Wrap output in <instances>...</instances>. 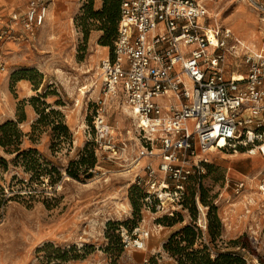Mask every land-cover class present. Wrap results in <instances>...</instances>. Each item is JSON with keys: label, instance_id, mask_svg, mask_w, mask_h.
<instances>
[{"label": "rangeland", "instance_id": "obj_1", "mask_svg": "<svg viewBox=\"0 0 264 264\" xmlns=\"http://www.w3.org/2000/svg\"><path fill=\"white\" fill-rule=\"evenodd\" d=\"M28 1L0 0V33L10 36L0 44V125L23 118L17 129L34 141L25 137L20 147L35 148L45 170L39 180L30 179L13 165V155L0 148L7 162V170L0 172V264H151V259L175 264L162 245L172 233L195 223L205 230L193 250L205 246L211 259L230 252L245 264H264V194L258 188L264 159L241 151L212 153L204 173L188 182L174 217L145 211L132 177L121 174L118 162L97 152L94 144L97 65L113 39L100 44L105 36L101 22L88 18L86 10L100 11L102 0H50L43 24L26 37L10 18L22 16ZM201 1L208 12L204 26L229 29L244 46L264 48L263 12L246 0ZM229 67L245 71L241 59H230ZM43 107L45 115L53 110L62 117L49 114L37 125L35 108ZM104 109L114 141L135 142L134 124L122 100L108 99ZM61 123L66 134L52 129ZM53 135L68 136L55 140ZM86 145L95 158L90 177L73 179L65 171L79 161ZM83 157L88 160L87 154ZM84 167L78 166L79 171ZM52 168L59 171L58 179ZM238 181L244 187L235 193ZM137 228L148 232L144 249H123L121 232L136 237Z\"/></svg>", "mask_w": 264, "mask_h": 264}, {"label": "built area", "instance_id": "obj_2", "mask_svg": "<svg viewBox=\"0 0 264 264\" xmlns=\"http://www.w3.org/2000/svg\"><path fill=\"white\" fill-rule=\"evenodd\" d=\"M48 1L29 0L11 22L32 37ZM246 1L264 13L262 2ZM207 15L201 0H121L112 50L97 65L96 151L130 173L148 213L171 216L212 153L264 159V48L243 46L229 29L204 26ZM5 38L8 31L0 33V44ZM230 59H241L245 71L230 68ZM111 98L122 100L136 143L114 141L104 109ZM259 177L264 194V174ZM243 187V181L233 185L235 193ZM135 234L121 232L123 249H144L148 232Z\"/></svg>", "mask_w": 264, "mask_h": 264}, {"label": "trees", "instance_id": "obj_3", "mask_svg": "<svg viewBox=\"0 0 264 264\" xmlns=\"http://www.w3.org/2000/svg\"><path fill=\"white\" fill-rule=\"evenodd\" d=\"M121 0H102V7L100 11L91 12V9L87 8L86 13H88V18H93L98 22H101V27L99 28L105 34L101 37L100 44L103 46L109 45V41L105 39L112 38V44L108 52L112 50L113 41L116 38L117 26L119 21V5ZM92 0H89L91 4ZM106 37V38H104ZM35 101L34 99H32ZM32 102V101H31ZM34 106V104H33ZM47 107H43L42 110L35 111L38 115V120L35 122L37 125H42L44 120L49 114H54L62 117L57 111L50 110L47 115L44 114V110ZM23 118H19L17 122L8 121L0 125V148L4 153L8 155H13L12 163L16 167H20L23 172L30 174V179L33 177L36 181L39 180L41 175L44 173L45 168L42 167L41 155L35 148L21 149L20 145L22 140L27 137L30 141H34L32 135L22 133L17 129V123H21ZM45 125V123L43 124ZM55 131H59L63 134L67 133L66 127L63 123L60 125L53 126L52 128ZM55 140L59 139L60 136L68 135H53ZM89 146L86 145L82 149L81 157L78 162L70 163L69 168L66 169L65 173L67 176L78 179L80 175H83L84 178H89V170L93 167L95 163V158L93 156V151L88 149ZM84 154L88 155V160L84 158ZM84 165V169L79 171L78 166ZM75 166V167H74ZM73 167V168H72ZM7 170L6 160L0 156V172ZM51 172L56 176V179L59 177V171L55 168L51 169ZM191 177L189 181L192 179ZM54 180V182L56 181ZM30 181V180H29ZM188 181V182H189ZM188 184V183H187ZM138 189L134 185V189ZM139 190V189H138ZM140 191V190H139ZM141 192V191H140ZM186 195V194H185ZM143 193L141 192V199ZM185 199V196H184ZM183 199V201H184ZM182 201V202H183ZM176 212V211H175ZM173 213L171 216L163 215L165 217L172 218L176 213ZM215 219V218H214ZM168 220L164 218V221ZM163 221V222H164ZM172 221V219H169ZM205 230V226L201 227L195 223L192 227L186 225L180 230L172 233L167 240L162 245V250L167 257L174 259L175 264H245L244 260L237 254L230 252L218 253L214 259L210 258V254L207 251V248L203 246L201 250H193L195 240H200V233ZM209 236L213 238V234L210 233ZM120 245L121 237H120ZM123 248V247H122ZM151 264H157L152 259L150 260Z\"/></svg>", "mask_w": 264, "mask_h": 264}, {"label": "bare ground", "instance_id": "obj_4", "mask_svg": "<svg viewBox=\"0 0 264 264\" xmlns=\"http://www.w3.org/2000/svg\"><path fill=\"white\" fill-rule=\"evenodd\" d=\"M241 43V42H240ZM242 44V43H241ZM243 46H244V44H242ZM246 47H248V48H254V46H246ZM123 109H124V111L127 113V110L125 109V107L123 106ZM121 174H123V175H127V176H129V174L130 173H128V172H126V171H121Z\"/></svg>", "mask_w": 264, "mask_h": 264}]
</instances>
